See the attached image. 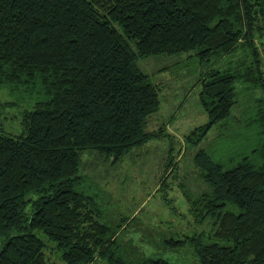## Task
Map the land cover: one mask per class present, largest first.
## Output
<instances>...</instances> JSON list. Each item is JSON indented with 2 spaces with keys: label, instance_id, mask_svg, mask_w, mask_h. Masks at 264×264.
<instances>
[{
  "label": "trees",
  "instance_id": "16d2710c",
  "mask_svg": "<svg viewBox=\"0 0 264 264\" xmlns=\"http://www.w3.org/2000/svg\"><path fill=\"white\" fill-rule=\"evenodd\" d=\"M182 54L209 68L197 140L230 117L239 82L258 92L245 126L261 139L231 168L197 155L208 191L190 212L214 228L165 243L193 242L196 264H264V0H0V90L34 100L21 135L0 128V264H49L54 252L65 264H171L122 256L125 224L104 222L80 163L95 151L116 164L158 137L147 125L161 87L137 60Z\"/></svg>",
  "mask_w": 264,
  "mask_h": 264
},
{
  "label": "rangeland",
  "instance_id": "374dc122",
  "mask_svg": "<svg viewBox=\"0 0 264 264\" xmlns=\"http://www.w3.org/2000/svg\"><path fill=\"white\" fill-rule=\"evenodd\" d=\"M137 64L161 87V108L147 125V131L159 132L158 137L132 149L116 164L98 152L86 151L80 173L92 182L100 197L104 222L114 230L125 224L119 239L122 256L134 262L152 257L171 264H196L193 242L171 247L165 241L197 236L214 228L213 220L198 224L190 212L189 199L197 200L208 191L196 158L206 151L231 168L250 155L261 139L256 124L245 126L255 118L258 92L239 82L238 101L230 117L198 141L194 133L208 123L198 80L209 68L189 54L140 57ZM33 101L0 90V128L6 135H21L24 111ZM50 257L49 264H65L60 254L54 252ZM95 264L108 262L101 258Z\"/></svg>",
  "mask_w": 264,
  "mask_h": 264
}]
</instances>
